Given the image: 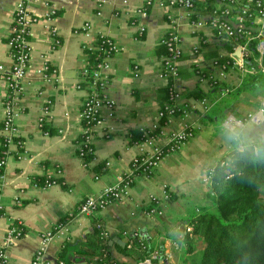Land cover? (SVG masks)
I'll list each match as a JSON object with an SVG mask.
<instances>
[{
    "label": "crops",
    "instance_id": "1",
    "mask_svg": "<svg viewBox=\"0 0 264 264\" xmlns=\"http://www.w3.org/2000/svg\"><path fill=\"white\" fill-rule=\"evenodd\" d=\"M145 1L26 3L35 21L29 27L30 62L13 118L14 136L20 145L6 143L0 169V234L12 221L22 224L24 234L7 250L6 264H27L38 244L39 233L59 221L65 222L66 230L47 246L46 256L51 264H57L56 252L63 246L70 247L66 255L72 264H96L94 256L72 249H80L78 243L92 231L95 218L107 232L108 251L117 264L137 261L122 250L125 247L126 251H133L125 244L134 234L145 240L152 251L159 249L162 264H182L183 228L194 208L205 199L210 184L205 172L228 152L233 142L237 145L229 140L222 123L212 125L198 117L202 98L188 96L186 92L208 90L207 82H198L195 71L218 73L211 61L219 62L230 52L224 42L214 39L210 28L191 24L190 13L178 6L176 0H150L147 12L140 13ZM15 2L0 0V65L5 70L11 63L6 41ZM169 17L174 20L179 37L174 104L187 105L189 111L185 116L170 117L156 144L164 146L165 134L182 127H193L194 134L179 150L165 155L154 173L135 177L127 195L92 215L80 214L77 207L84 197L101 195L104 188L115 185L136 155L150 153L148 145L137 146L130 142L129 135L130 131L147 129L156 123L159 93L167 82L158 75L164 55H156L154 49L168 28ZM84 22L90 25L87 31L81 30ZM138 26L144 27L141 33ZM97 35L108 37L118 51L108 58L104 70L108 77L104 94L112 105L99 111L102 124L92 130V155L84 163L77 156V139L82 132L77 112L86 94L84 87L79 86V70L85 63L82 49L92 44ZM203 43L216 46L205 47ZM210 51L212 56H204ZM44 64L47 69L37 73ZM223 75L219 82L231 86L239 82L237 68L225 70ZM4 90V80L0 79V121ZM262 94L263 91L241 93L242 103L235 110L242 116L247 112L245 108H255L250 104H257ZM40 118L47 121L50 133H43ZM0 137H6L1 126ZM99 162L107 165L102 172H95L94 166ZM44 175L57 177L58 181L47 187L33 183V178ZM152 200L160 209L158 215L146 214V209L155 204Z\"/></svg>",
    "mask_w": 264,
    "mask_h": 264
},
{
    "label": "built area",
    "instance_id": "2",
    "mask_svg": "<svg viewBox=\"0 0 264 264\" xmlns=\"http://www.w3.org/2000/svg\"><path fill=\"white\" fill-rule=\"evenodd\" d=\"M28 1L30 0H16L12 8L9 35L6 41L7 54L11 63L7 70H5L2 65H0V79H3L5 83V90L1 99L3 114L0 121V126L1 130L6 133V143L9 142L16 145H20V142L19 140L12 141V136H14L16 132L15 126L13 124V118L15 116V109L17 108L18 100L22 93V83L30 62V47L27 39L29 27L35 21V17L28 11L26 5ZM149 2L150 0H146L143 3L142 7L139 9L140 13H146L143 8L144 5L149 4ZM216 3L217 6H214L209 12H205L195 9L193 3L190 0H176V4L178 6L190 13L191 24H193L195 27L207 26L211 29L214 39L230 43V50L232 52L238 50L239 61L235 60L234 58L229 61H225V63H220L217 59H213L211 61L213 67L218 69V73H215L214 71H206L207 75L204 76L200 74L201 71H195L198 82H207L209 88L212 87V82L219 81V79L223 78L225 70L228 69L237 68L240 72V75L244 73H253L255 71L261 73L264 72V65L261 62V57L264 52V1L255 0L250 8L247 6L238 7L234 3V0H217ZM244 3V5H246L249 3V1L247 0ZM193 15L194 17L191 18ZM174 23V20L170 18L168 28L159 41L165 45L166 54L163 56L160 62L158 71L159 77L165 79L167 82V87L169 86V99L173 103L176 97V91L173 87V84L175 83V80H178L175 60L179 53V37L175 30ZM89 27V23L84 22L81 26V30L87 31ZM252 27L257 29V32L254 34L249 31ZM143 29L144 27L138 26L139 33H141ZM237 35H239L241 39H238ZM100 36L102 35H97L96 37ZM107 39L109 49H111L115 54L118 51V48L108 37ZM252 39L257 40V43L254 47L255 51L257 52V56L252 58V63L254 66H246L243 63V60L251 55L250 50L247 48V43ZM54 43H57V40H54ZM86 47L91 48L92 44ZM109 57L111 56H104L102 60L97 63L91 74L87 73L85 63L79 70V86L81 85L84 87L86 94L77 112V117L80 121L84 119L89 124L87 127H82L81 134L83 135L81 136V139L77 141V156L79 158H82V156L85 154L92 155V130L93 128L99 127L102 124V118L99 114V111L103 106L110 107L112 105L111 101L104 94V89L108 80L104 70L108 66L107 60ZM41 68L42 70L37 69L36 72L42 73V71L47 69L45 64L41 66ZM132 70L134 73L138 71L135 66ZM86 77H89V79L87 80ZM199 102L202 109L201 112L198 113V117H201L209 109V103L204 98L200 99ZM183 106L187 107V105ZM187 111H189L188 108L184 110L181 115L185 116ZM258 112H264V89L262 97L255 108L244 113L240 117H236L233 114L228 113L222 120L221 125L226 128V125L233 120L247 122L250 117ZM172 116L171 110H168L165 115L166 121L162 125H159L158 119L162 117V112L159 110V108L157 109L156 123L147 129H139L138 131L141 132V138L134 142L137 146L142 148L144 145H148L150 153L142 152L136 155L129 162L127 171L123 173L124 177L120 176L115 185L112 187L104 188L101 195H90L84 197L78 204L77 212L83 215H92L93 213L99 211L106 204L114 202L127 195L135 177L139 175L149 176L154 173L155 169L158 167V164L165 155L179 150L182 145L193 136V127L190 126L182 127L178 130L166 133L164 145H168V151L167 154L162 155L159 145L156 144V140L162 137V127L168 123V120ZM39 123L41 125V118ZM156 128L158 129L157 132L151 133ZM86 131L89 132L86 133ZM43 133L47 134L46 132ZM4 155L5 151H3L2 155L0 156V169H2L4 165ZM104 165L106 166L107 163H104ZM136 169H139L140 173L136 174L134 172ZM55 173L58 174V170H56ZM54 183V180H43L41 185L47 187ZM153 201L155 202L154 206L147 208L146 214L158 215L160 214V209L156 207V201L152 200V202ZM1 215L2 207L0 205V216ZM17 222L19 223V226L15 225V223L12 221L0 234V264L7 263V250L24 234L22 224L19 221ZM65 225V222L59 221L54 223L49 229L39 233L38 244L27 264H51L46 256L47 246L52 238L58 237L66 230ZM94 227L103 238H107V232L100 222H96ZM189 229V227H185L186 231ZM125 246L128 249H135L136 251H141L144 249V246L141 242L135 245L130 239L126 240ZM157 257V253L155 251H151L144 258L137 260L135 264H157ZM94 260L96 264H111L110 261L101 257L95 256ZM56 263L64 264L61 260H57Z\"/></svg>",
    "mask_w": 264,
    "mask_h": 264
},
{
    "label": "trees",
    "instance_id": "3",
    "mask_svg": "<svg viewBox=\"0 0 264 264\" xmlns=\"http://www.w3.org/2000/svg\"><path fill=\"white\" fill-rule=\"evenodd\" d=\"M195 9L199 11L209 12L217 0H190ZM247 0H234L238 7L247 6L250 8L255 0H248L249 3L244 5ZM264 1V0H262ZM149 4L144 5V11L147 12ZM194 15L191 17L193 18ZM256 33L257 29L252 27L249 30ZM238 39H241L237 35ZM108 39L106 36L96 37L92 41V47H84L83 54L85 67L88 74L95 69L104 56H112L114 53L109 49ZM224 47L231 49V44L225 41ZM256 39H252L247 43V48L251 55L243 60L244 65L254 66L252 58L257 56L255 51ZM205 47L215 48L216 44L203 43ZM156 55H165L166 47L159 42L155 47ZM230 55L219 59L220 63H225L232 58ZM210 51L204 56H212ZM264 65V52L261 57ZM202 75H207L206 71H201ZM88 80L89 77H86ZM169 84V83H168ZM205 92L199 89L195 91H187L186 95L194 98H206L209 103V109L201 116V120L212 125H220L226 114L231 113L236 117L241 116V112L235 110L242 101L239 95L243 92L256 94L264 89V72L255 71L253 73H244L240 75L239 82L235 86H231L224 82L214 81ZM169 86L159 93V110L162 117L158 119V124L162 125L166 121V112L171 110L173 116L181 115L187 107L175 105L169 99ZM258 104V103H257ZM256 103L250 106L256 107ZM82 127L89 124L82 119ZM40 128L43 132L50 133L49 124L45 120H41ZM157 128L151 133L157 132ZM89 131H86L88 133ZM80 134L77 140L81 139ZM130 142H135L141 138V132L138 130L130 131ZM18 137L12 136V141H16ZM6 137H0V156L6 147ZM168 145L160 147L162 155L167 154ZM91 157L85 154L80 158L84 163ZM105 165L99 162L94 166L95 172H102ZM140 173L139 169L134 171ZM124 177V174L121 175ZM205 178L209 180L208 190L202 204L196 206L193 212L186 220L183 228L182 246L184 249V257L182 264H264V200L262 194L264 191V160L257 161L238 150L237 145L233 142L228 152L221 157L214 165L210 166L205 172ZM34 184H42L43 180L58 181L57 177L44 175L32 179ZM168 197H172L171 193ZM94 224L99 222L97 218L93 219ZM15 225L19 226L17 221ZM93 224V225H94ZM189 227L188 231L185 227ZM129 239L136 245L141 242L144 249L141 251H126L135 261L147 256L152 248L150 245L139 238L138 234L131 235ZM73 246L72 249L81 252L87 256H96L105 258L111 264H117L108 251L107 238H103L96 228L93 226L92 231L85 237L83 241ZM68 246H63L56 252V257L64 264H72L67 257L66 250ZM157 248L156 253L158 256ZM157 264H162L159 257L156 258Z\"/></svg>",
    "mask_w": 264,
    "mask_h": 264
},
{
    "label": "clouds",
    "instance_id": "4",
    "mask_svg": "<svg viewBox=\"0 0 264 264\" xmlns=\"http://www.w3.org/2000/svg\"><path fill=\"white\" fill-rule=\"evenodd\" d=\"M229 140L235 141L238 150L257 161L264 160V112H258L247 122L233 120L226 125Z\"/></svg>",
    "mask_w": 264,
    "mask_h": 264
},
{
    "label": "water",
    "instance_id": "5",
    "mask_svg": "<svg viewBox=\"0 0 264 264\" xmlns=\"http://www.w3.org/2000/svg\"><path fill=\"white\" fill-rule=\"evenodd\" d=\"M263 35H264V30H263ZM232 56L234 57L235 60L239 61L238 50H235V51L232 53Z\"/></svg>",
    "mask_w": 264,
    "mask_h": 264
},
{
    "label": "rangeland",
    "instance_id": "6",
    "mask_svg": "<svg viewBox=\"0 0 264 264\" xmlns=\"http://www.w3.org/2000/svg\"><path fill=\"white\" fill-rule=\"evenodd\" d=\"M246 110L245 111H247V112H249V111H251L252 109H249V108H245ZM241 110H243V109H241ZM243 112V111H242ZM246 113V112H245ZM263 193H264V191H263ZM262 199L264 200V194H262Z\"/></svg>",
    "mask_w": 264,
    "mask_h": 264
}]
</instances>
